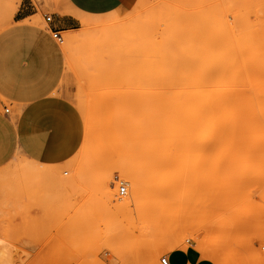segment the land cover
Here are the masks:
<instances>
[{
	"label": "rangeland",
	"instance_id": "rangeland-1",
	"mask_svg": "<svg viewBox=\"0 0 264 264\" xmlns=\"http://www.w3.org/2000/svg\"><path fill=\"white\" fill-rule=\"evenodd\" d=\"M37 1L50 14L62 8ZM19 2L0 0V31ZM25 21L46 27L40 14ZM55 40L64 55L58 92L79 116L81 139L62 162L16 153L0 166V264H144L143 225L160 211L145 193L116 205L130 196L122 173L138 176L142 190L158 174L136 161L162 124L155 182L167 184L174 208L165 205V222L198 232L217 264H264V0H127ZM193 78L211 82L209 108L161 109ZM203 131L210 137L199 146ZM186 244L158 264L180 254L184 264L209 261Z\"/></svg>",
	"mask_w": 264,
	"mask_h": 264
},
{
	"label": "crops",
	"instance_id": "crops-1",
	"mask_svg": "<svg viewBox=\"0 0 264 264\" xmlns=\"http://www.w3.org/2000/svg\"><path fill=\"white\" fill-rule=\"evenodd\" d=\"M126 2L62 0L60 11L50 14L37 0H20L11 23L0 31V166L16 153L35 163H59L74 152L81 124L72 105L58 92L64 55L52 33L73 30L79 18L105 15ZM38 14L42 19L51 15L46 27L25 21ZM5 103L8 112H4ZM187 259L180 254L169 260L184 264ZM192 264L212 263L199 259Z\"/></svg>",
	"mask_w": 264,
	"mask_h": 264
},
{
	"label": "bare ground",
	"instance_id": "bare-ground-1",
	"mask_svg": "<svg viewBox=\"0 0 264 264\" xmlns=\"http://www.w3.org/2000/svg\"><path fill=\"white\" fill-rule=\"evenodd\" d=\"M68 36H69L68 38L69 43H74L80 38L79 34L71 35V37L70 35ZM67 46L64 48H67ZM181 90H182L181 92H178L177 94H174L172 97L167 99L161 105V109H165L166 111H168V113H179L181 111H197L199 109L201 111V109L203 108H206V107L209 108L208 105H210L209 104L210 100L208 101V99L212 94V85L210 81L198 80L196 78H193L189 81V84L184 86ZM156 127L159 130H156L155 128V132L153 131L150 133L151 137L147 143L146 148H144L143 151H139L138 153L139 158L136 161V168L139 170H142V167H144L145 169L146 167L149 168L152 165L154 166V169L158 171L157 173L159 174V178H160V176L162 175L160 171L162 157L160 155L161 150L157 149L155 143H156L157 135L164 133V124H162L161 126L157 125ZM208 137H210L209 133L206 131H203L199 135L198 139L196 140V143L199 146H203L206 140L209 139ZM158 174H156L155 178L157 177ZM122 175L128 177V180L130 183V196L124 198L119 203H117L116 206L119 209L121 210L125 209L131 204V202L139 201L143 193H145V195L151 198L150 203H151L152 208H155L156 210L160 211L159 220L147 222L146 224L143 225L145 227L144 234L146 235L148 239L147 249L145 251V254L143 253L144 254V257H143L144 264H158L159 254L161 252H164L166 249L167 250L178 249V250L185 252L187 248L186 242L189 240H191V244H193L192 249H195L200 254V256H203L206 259H208L210 262L217 264L216 255L212 250H209L208 242L207 241L196 242L195 240L196 238L194 237V235L195 234L197 235L198 232L196 233L191 232L192 230L189 231L188 228L186 230L185 225L178 223L179 220L178 221L170 220L169 222H165L166 218H165V213H163V211L165 209V205L167 207V202H168V201H165V198L168 193V187L166 186L167 185L166 183H162V182L156 183L158 181V178H157V181L155 182V178L154 180H151V176H148V181L144 187V190H142L140 179L138 176H134V175L132 176L131 174H126V173H122ZM172 209L167 207V210H172ZM169 214L170 213H168V215ZM174 215H175V212L173 216ZM188 225L189 223H187V226ZM195 228L197 230L200 229V227H195ZM201 228H203V226ZM5 251L7 252L5 242L2 239H0V254L4 255ZM133 255L134 254H132V256ZM123 257L124 256L121 253L120 258H121V261L124 263ZM11 262L13 261H9V264Z\"/></svg>",
	"mask_w": 264,
	"mask_h": 264
},
{
	"label": "built area",
	"instance_id": "built-area-1",
	"mask_svg": "<svg viewBox=\"0 0 264 264\" xmlns=\"http://www.w3.org/2000/svg\"><path fill=\"white\" fill-rule=\"evenodd\" d=\"M44 22L48 23L51 21V15L50 14H45L43 16ZM52 37H57V33L54 32L52 33ZM4 112H8V107L4 108ZM126 192V184L124 182L119 183V194L123 195ZM159 264H171L169 261V258L166 256H162L159 258Z\"/></svg>",
	"mask_w": 264,
	"mask_h": 264
}]
</instances>
